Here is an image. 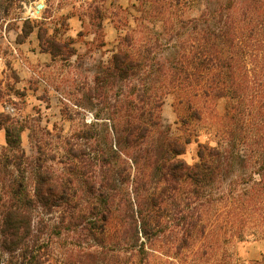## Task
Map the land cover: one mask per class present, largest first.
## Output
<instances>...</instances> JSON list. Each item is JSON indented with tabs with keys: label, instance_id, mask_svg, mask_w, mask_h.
I'll return each mask as SVG.
<instances>
[{
	"label": "trees",
	"instance_id": "16d2710c",
	"mask_svg": "<svg viewBox=\"0 0 264 264\" xmlns=\"http://www.w3.org/2000/svg\"><path fill=\"white\" fill-rule=\"evenodd\" d=\"M31 29L27 19L25 34ZM39 40L43 50L60 52L54 38ZM169 40L165 65L150 62L157 59L152 51L127 48L132 39L124 37L126 48L113 52L94 79L98 95L117 85L112 111L84 124L75 134L81 144L66 142L64 175L38 159L31 186L24 177H0V264H53L50 238L62 232L75 235V245L86 240L80 264H148L158 238L173 233L177 251L209 242L217 207L229 198L251 203L252 194L237 184L255 175V194H264V0H206ZM170 94L180 106L181 135L160 117ZM205 122L213 127L199 141ZM0 127L7 148L19 150L22 125L0 113ZM192 140L196 160L189 163L181 155ZM116 158L125 164L114 169ZM89 164H99L96 174H88ZM36 209L58 211L56 223L35 222ZM226 257L220 264H232Z\"/></svg>",
	"mask_w": 264,
	"mask_h": 264
},
{
	"label": "rangeland",
	"instance_id": "374dc122",
	"mask_svg": "<svg viewBox=\"0 0 264 264\" xmlns=\"http://www.w3.org/2000/svg\"><path fill=\"white\" fill-rule=\"evenodd\" d=\"M205 1L179 0L175 4L174 0H0V113L8 114L17 125H22L20 148L15 152L7 148L5 129L0 127V177H24L31 186L40 164L38 159L54 176L64 175L66 169L61 159L66 153V142L74 146L81 144L83 140L76 141L75 134L84 124L112 111L107 106L112 107L117 85L112 89L105 85L98 95L94 79L107 66L113 52L126 48L124 37L132 39L127 48L152 51L157 59L150 62L162 61L167 65V55L173 50L168 43L172 41L171 35L181 22L197 15ZM37 3L42 7L35 12ZM162 4L165 7L162 12L154 10ZM27 19L32 29L25 34ZM40 34L43 38H54L60 52L52 55L43 50ZM88 93L93 94L91 100ZM179 107L176 95H168L161 105L160 117L174 134L181 135ZM207 124L203 123L199 130V141H205L213 127ZM181 157L189 163L196 160L194 140L186 145ZM114 161L111 165L114 169L125 164L121 159ZM99 169V164H89L86 168L89 175ZM253 169L250 164L246 172ZM254 179H257L255 175L247 183L236 185L239 191L248 189L251 203L230 202L229 198L225 207L216 208L219 216L213 214L209 218L215 221L214 226H209L212 232L209 242L197 240L177 251L173 233L158 238L148 264H220L227 255L232 264L249 261L264 264V194H255L258 187L253 184ZM2 194L0 180V198ZM57 214L58 211L43 213L36 209L34 219L36 222L43 217L52 224L56 223ZM242 220L240 236L236 227L243 224ZM73 241L76 236L72 233L51 235L53 264H80L78 252L87 242L75 245Z\"/></svg>",
	"mask_w": 264,
	"mask_h": 264
},
{
	"label": "water",
	"instance_id": "95a60500",
	"mask_svg": "<svg viewBox=\"0 0 264 264\" xmlns=\"http://www.w3.org/2000/svg\"><path fill=\"white\" fill-rule=\"evenodd\" d=\"M41 7H42V4L41 3L35 4V12H38Z\"/></svg>",
	"mask_w": 264,
	"mask_h": 264
}]
</instances>
